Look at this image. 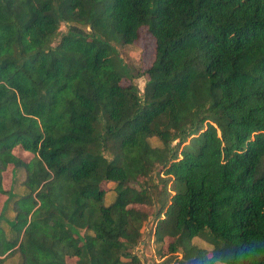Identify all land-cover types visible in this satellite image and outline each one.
Here are the masks:
<instances>
[{
  "label": "trees",
  "instance_id": "16d2710c",
  "mask_svg": "<svg viewBox=\"0 0 264 264\" xmlns=\"http://www.w3.org/2000/svg\"><path fill=\"white\" fill-rule=\"evenodd\" d=\"M142 26L140 93L114 44ZM0 193V264H141L131 203L160 264H264V0H0Z\"/></svg>",
  "mask_w": 264,
  "mask_h": 264
},
{
  "label": "rangeland",
  "instance_id": "374dc122",
  "mask_svg": "<svg viewBox=\"0 0 264 264\" xmlns=\"http://www.w3.org/2000/svg\"><path fill=\"white\" fill-rule=\"evenodd\" d=\"M60 32H66L68 30L80 31L79 27L75 25H68L62 22L59 26ZM88 33H94L90 26L85 28L83 33L86 35ZM154 47L155 42L153 37L150 35L147 27L142 26L139 30V37L134 44L124 45V44H114V50L121 62L125 65L128 71V77L122 79V84L133 83L137 86L140 93L143 92L144 86L147 82V75L143 73V70L147 68L154 59ZM152 144H157L156 139H151ZM13 153L24 160H29L32 154L26 151L21 145H17L13 148ZM12 165H8L3 171L2 175V185L5 189L10 187L16 192H21V182L23 179L22 170L16 172V180L12 181L11 177ZM114 186L111 181H104L101 183V187L107 191L104 202L107 204L114 198V191L110 190ZM4 195L0 193V207ZM129 207L138 209L139 211L146 212L149 214V218L142 225V235L140 241L133 247L132 252L135 253L141 260V264H160L162 258L157 254V243L154 237V226L155 220L153 216L154 207L149 204L131 203ZM8 217L13 216V212L9 210L7 212ZM171 238H165L164 245L162 247L164 252H167V245L171 241ZM199 243L202 241H198ZM12 260V259H11ZM69 262H74L75 258H67ZM17 259H14V263ZM177 264V263H170Z\"/></svg>",
  "mask_w": 264,
  "mask_h": 264
},
{
  "label": "clouds",
  "instance_id": "9594fccd",
  "mask_svg": "<svg viewBox=\"0 0 264 264\" xmlns=\"http://www.w3.org/2000/svg\"><path fill=\"white\" fill-rule=\"evenodd\" d=\"M256 253L255 244L243 245L237 252L216 254L211 257L205 255L201 264H244L246 259H251Z\"/></svg>",
  "mask_w": 264,
  "mask_h": 264
}]
</instances>
